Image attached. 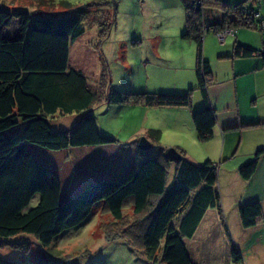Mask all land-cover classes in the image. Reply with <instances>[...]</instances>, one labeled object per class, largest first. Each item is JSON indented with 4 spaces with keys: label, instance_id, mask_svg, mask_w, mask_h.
<instances>
[{
    "label": "trees",
    "instance_id": "obj_1",
    "mask_svg": "<svg viewBox=\"0 0 264 264\" xmlns=\"http://www.w3.org/2000/svg\"><path fill=\"white\" fill-rule=\"evenodd\" d=\"M30 11H8L0 8V240L22 252L30 249L11 239L19 234L33 236L47 247L62 231L80 224L96 206L104 207L112 222L124 220V206L131 205L133 219L119 230L107 232L110 239L125 234L144 258L152 264H194L183 240L194 234L208 207L219 212L216 189L217 164L189 160L181 150L177 161L157 158L137 150L131 166L112 171L96 157L77 166L72 148L102 146L117 141L98 132L90 113L95 94L83 74L68 66L69 44L84 32L77 15L58 16L52 0H29ZM184 14L182 39L195 44L194 74L202 106L191 109V119L200 142L212 138L214 113L207 99L208 63L202 57V36L206 31L229 27L235 35L240 28L262 30L259 13L239 1L234 5L222 0H178ZM64 7L70 4L60 3ZM99 3H87L79 14L98 10ZM221 11L220 20L211 23L202 7ZM46 10V11H45ZM106 29L98 24L97 42L105 40L113 26L116 11ZM98 16V15H96ZM104 21V20H103ZM15 24L13 37L4 32ZM225 36V38H226ZM224 38V39H225ZM220 42V41H219ZM224 40L221 42L223 43ZM233 54L256 57L264 67V40L259 48L233 43ZM104 75V74H103ZM191 88L184 92L127 93L109 87L105 103L141 104L156 107H190ZM82 113L67 130H52L49 115ZM264 122L247 124L257 125ZM146 135L159 139V130L148 128ZM262 148L242 162L237 171L244 180L254 173ZM172 165L174 183L168 188L167 168ZM36 203L28 207L31 199ZM261 205L253 200L238 206L240 225L248 228L260 218ZM11 239V240H9ZM15 239V238H14ZM230 260L241 264L239 250L230 243ZM33 264H63L35 252ZM0 264H18L0 258ZM64 264H77L74 261Z\"/></svg>",
    "mask_w": 264,
    "mask_h": 264
},
{
    "label": "rangeland",
    "instance_id": "obj_2",
    "mask_svg": "<svg viewBox=\"0 0 264 264\" xmlns=\"http://www.w3.org/2000/svg\"><path fill=\"white\" fill-rule=\"evenodd\" d=\"M52 1L54 5L43 8V10L52 8L55 13H58L55 14L58 16L77 15L84 28L82 35L69 44L68 66L83 74L87 87L95 94L90 113L95 119L98 132L114 138L117 141L116 145L128 148H135L138 139L145 136L150 142V148L143 152L149 157L157 158L161 150L169 147L168 136H159L158 140H152L144 132L130 136L132 128L137 129L135 125L139 124L138 120L127 111L125 113L119 111L117 105L105 103V99L109 87L127 93L179 91L173 90L169 83L177 78L186 80L188 75L192 80L191 86H188L191 88L190 93L193 95L198 92L197 89L195 90L197 81L194 70L191 65L185 62L189 59L191 63H194V52L190 50L186 53L185 45L178 50L170 46V40L175 38V35L178 38V34L184 29L183 9L178 0ZM62 1L68 2L70 6L64 7L60 4ZM222 1L230 6L239 1L246 3L259 13L264 23V0ZM92 2L99 3L97 11L89 10V15L78 13L81 6ZM29 4H31L29 0H0V8L8 11L28 12L32 8ZM113 8L116 11L113 26L108 37L99 44L97 42L99 29L96 22L101 20L103 29H106L109 20L112 19ZM202 14L204 17H208L211 23L219 21L221 17V11L210 6H203ZM15 26L13 23L5 30V37L10 38L15 35L13 34L16 32ZM245 30L247 29H241L242 32ZM248 33L258 39L263 37L264 40V28L261 31L258 29L249 30ZM191 43L193 44L192 41ZM174 56H181V66L179 65L178 69H175L176 66L172 62ZM81 114L75 111L65 114L55 113L49 115L47 119L52 130H67ZM86 153V150L71 149L75 161L78 159L81 161ZM94 155H98L97 151L94 152ZM102 157L108 163L111 162L109 158ZM261 178L264 176H259V180ZM252 179L253 177L249 187H245L246 192L248 188L253 187ZM257 181L255 180L254 184ZM172 183H174L172 170L167 168L166 187L169 188ZM218 184L221 185V196ZM215 187L219 194V200H226L228 203L236 199L242 204L255 199L244 192L234 195L222 180L217 182ZM247 197H250L251 200ZM36 201L37 196H34L28 207L33 206ZM124 216V220L117 223L112 222L111 216L104 207L96 206L93 212L80 224L59 233L47 247L41 246L33 236L22 234L11 239L21 245L27 244L30 249L28 252H22L10 243L0 242V258L15 261L18 264H33L35 252H40L49 259L57 260L63 264L72 261L77 264H152L140 252L136 251L139 248L133 243V238L125 234L118 235L114 239L106 237L107 232L114 233L115 230L121 228L123 222L125 224L128 222L127 220L134 218L131 205L124 206ZM126 218L127 220H125ZM259 224L260 221L256 226L258 227ZM227 228L222 244L225 252L226 246H230L232 243L241 254V264H264V230L257 232L258 230L255 228L242 231L239 223L237 225L231 218L227 220ZM258 233H261V239L256 241L255 238L259 237ZM0 240L7 239L0 238ZM213 247L215 252L221 249L218 238L213 242ZM221 255L220 259L224 257L223 254ZM212 256L216 259L214 253ZM212 258L206 256L207 260ZM212 261L208 264H223L219 260Z\"/></svg>",
    "mask_w": 264,
    "mask_h": 264
},
{
    "label": "crops",
    "instance_id": "obj_3",
    "mask_svg": "<svg viewBox=\"0 0 264 264\" xmlns=\"http://www.w3.org/2000/svg\"><path fill=\"white\" fill-rule=\"evenodd\" d=\"M18 5V4H17ZM241 29H247L245 32ZM253 31L248 28L236 30L235 35L226 36L224 42H219L213 31H206L202 36V57L208 63L209 81L206 85V95L210 107L214 113V126L212 127V138L206 142H200L196 138V132L191 119V109L202 106V98L197 88V93L191 94L190 107H156L144 106L141 104H111L117 105L119 111L129 112L139 124L137 129L132 128L131 135L141 134L148 128L159 130L160 136H168L170 146H175L191 161L200 163L209 160L217 164V182L224 181L227 189L234 195L244 192L246 195L255 198L261 205L260 224L248 228L240 225L237 208L240 201L219 200L220 210L216 207H208L204 212L194 234L189 239H184L187 253L194 264H208L217 262L223 264H233L230 260V246L223 247L224 233L228 230L227 220L231 218L242 231L257 228V232L264 230V178L259 180V176H264V67L258 56L239 57L233 54V43L235 40L259 48L262 38H256L248 33ZM181 33V32H180ZM178 38L170 40V46L181 49L185 45L186 53L190 50L195 55V44L191 40ZM260 42V43H259ZM161 45V44H160ZM181 56H174L173 65L175 69L180 68ZM183 61V60H182ZM192 66L194 63L189 59L185 61ZM180 65V66H179ZM183 68V67H182ZM195 76V75H194ZM192 80L188 78H177L172 80L169 85L175 92H184L191 86ZM127 141V138L124 140ZM168 148V147H167ZM262 148L259 155L256 169L252 176L244 180L240 177L237 168L245 160L252 157L256 149ZM76 150H86L87 153L81 161H75L77 166L92 162L96 157L101 158L108 164L112 171H121L131 166L134 161L136 147H122L115 143L102 146H84L75 148ZM97 151L98 155H94ZM109 158L110 163L103 157ZM172 170V165H170ZM253 187H249L251 178ZM258 179V181H257ZM257 181L254 184V181ZM258 183V186H257ZM219 185V184H218ZM218 191H221L219 185ZM221 196V193H220ZM250 197H247L251 200ZM248 201V200H247ZM230 215V216H228ZM258 221V222H259ZM245 229V230H244ZM256 241L261 239L258 233ZM219 239L221 249L214 251L213 242ZM224 251V252H223ZM215 254V258L212 256ZM223 254V258H221ZM209 256L212 259H206Z\"/></svg>",
    "mask_w": 264,
    "mask_h": 264
},
{
    "label": "water",
    "instance_id": "obj_4",
    "mask_svg": "<svg viewBox=\"0 0 264 264\" xmlns=\"http://www.w3.org/2000/svg\"><path fill=\"white\" fill-rule=\"evenodd\" d=\"M138 150L144 151L150 148V142L145 136H141L136 144ZM163 157L168 161H177L180 159V154L174 147H168L163 152Z\"/></svg>",
    "mask_w": 264,
    "mask_h": 264
},
{
    "label": "built area",
    "instance_id": "obj_5",
    "mask_svg": "<svg viewBox=\"0 0 264 264\" xmlns=\"http://www.w3.org/2000/svg\"><path fill=\"white\" fill-rule=\"evenodd\" d=\"M232 31L233 30L231 28H229V27H225V28L217 31L216 32V35H217L218 40L220 42H222L224 40V38H225L226 35H232L233 34Z\"/></svg>",
    "mask_w": 264,
    "mask_h": 264
},
{
    "label": "clouds",
    "instance_id": "obj_6",
    "mask_svg": "<svg viewBox=\"0 0 264 264\" xmlns=\"http://www.w3.org/2000/svg\"><path fill=\"white\" fill-rule=\"evenodd\" d=\"M216 34V33H215ZM217 36V35H216Z\"/></svg>",
    "mask_w": 264,
    "mask_h": 264
}]
</instances>
